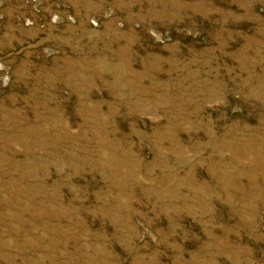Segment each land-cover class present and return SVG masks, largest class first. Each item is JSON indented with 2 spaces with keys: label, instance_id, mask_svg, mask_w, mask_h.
Segmentation results:
<instances>
[{
  "label": "rangeland",
  "instance_id": "1",
  "mask_svg": "<svg viewBox=\"0 0 264 264\" xmlns=\"http://www.w3.org/2000/svg\"><path fill=\"white\" fill-rule=\"evenodd\" d=\"M47 3L0 0V264H264V0Z\"/></svg>",
  "mask_w": 264,
  "mask_h": 264
},
{
  "label": "crops",
  "instance_id": "2",
  "mask_svg": "<svg viewBox=\"0 0 264 264\" xmlns=\"http://www.w3.org/2000/svg\"><path fill=\"white\" fill-rule=\"evenodd\" d=\"M47 1V5L45 7L46 13L48 15H58L62 18L65 16L74 17L78 16L77 22L84 21L86 16L92 15V12L88 10L87 4H89V0H45ZM57 5L56 9H53ZM59 6V8H58ZM86 20V19H85ZM48 26V25H47ZM58 26V25H57ZM57 26L49 25L46 29L47 32L51 33L57 30ZM80 24H77L79 29ZM65 30H76L77 27H73V25L64 26Z\"/></svg>",
  "mask_w": 264,
  "mask_h": 264
},
{
  "label": "built area",
  "instance_id": "3",
  "mask_svg": "<svg viewBox=\"0 0 264 264\" xmlns=\"http://www.w3.org/2000/svg\"><path fill=\"white\" fill-rule=\"evenodd\" d=\"M33 9H34V13H39V11H40V8L37 6L33 7ZM29 25L31 26V24H29Z\"/></svg>",
  "mask_w": 264,
  "mask_h": 264
}]
</instances>
